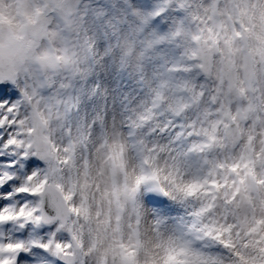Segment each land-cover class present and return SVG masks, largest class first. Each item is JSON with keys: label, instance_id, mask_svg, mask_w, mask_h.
<instances>
[{"label": "snow or ice", "instance_id": "obj_1", "mask_svg": "<svg viewBox=\"0 0 264 264\" xmlns=\"http://www.w3.org/2000/svg\"><path fill=\"white\" fill-rule=\"evenodd\" d=\"M0 264H264V0H0Z\"/></svg>", "mask_w": 264, "mask_h": 264}, {"label": "rangeland", "instance_id": "obj_2", "mask_svg": "<svg viewBox=\"0 0 264 264\" xmlns=\"http://www.w3.org/2000/svg\"><path fill=\"white\" fill-rule=\"evenodd\" d=\"M117 144H118V142H117ZM113 151H116V144L113 145ZM117 158H118V156H117ZM103 163H104L103 154L99 153V152H93L92 160L90 163V167L93 170V174H95V169H96L97 164L103 165Z\"/></svg>", "mask_w": 264, "mask_h": 264}]
</instances>
